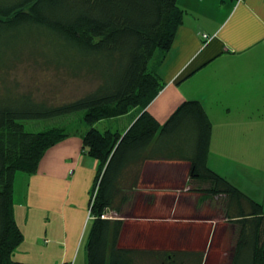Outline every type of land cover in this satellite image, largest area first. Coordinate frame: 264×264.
I'll return each mask as SVG.
<instances>
[{
    "label": "trees",
    "instance_id": "16d2710c",
    "mask_svg": "<svg viewBox=\"0 0 264 264\" xmlns=\"http://www.w3.org/2000/svg\"><path fill=\"white\" fill-rule=\"evenodd\" d=\"M184 18L178 0H0V264H28L13 259L24 241L14 214L16 175L36 174L47 151L73 134L99 162L88 264L205 263L204 252L124 248V222L103 218L121 209L152 159L189 161L191 177L226 197L236 229L230 264H264L263 205L208 167L212 122L203 105L186 101L164 125L147 109L163 88L159 69ZM22 64L89 85L51 103L11 77ZM135 110L124 135L97 127ZM79 113L76 130L33 133L22 123Z\"/></svg>",
    "mask_w": 264,
    "mask_h": 264
},
{
    "label": "crops",
    "instance_id": "0c3cea01",
    "mask_svg": "<svg viewBox=\"0 0 264 264\" xmlns=\"http://www.w3.org/2000/svg\"><path fill=\"white\" fill-rule=\"evenodd\" d=\"M178 5L184 23L159 69L163 88L147 109L164 125L183 103L199 101L212 122L208 167L264 208V0H178ZM137 115L135 110L107 120L113 123L106 129L124 135ZM98 168L73 134L47 151L36 174L21 176L26 188L14 214L24 241L15 261H28L23 251L31 236L24 227L33 218L49 226L37 236L49 242L35 252L41 263L47 255L55 257L54 264H76L85 245L87 264ZM191 168L185 160L144 163L121 209L106 215L124 222L120 246L204 252V264L212 256L221 257L220 264L227 253L232 257L236 229L226 197L211 192L208 180L191 177Z\"/></svg>",
    "mask_w": 264,
    "mask_h": 264
},
{
    "label": "rangeland",
    "instance_id": "374dc122",
    "mask_svg": "<svg viewBox=\"0 0 264 264\" xmlns=\"http://www.w3.org/2000/svg\"><path fill=\"white\" fill-rule=\"evenodd\" d=\"M35 66V65H34ZM32 65V67L29 64H22L18 67H15L11 70V77L19 83V86L23 90H32L34 91L35 95L39 98L47 99L51 103L61 102L65 101L69 98L75 97L79 94H82L88 87L89 82L86 81H72L70 79H63V80H57L54 75L47 74L39 69H35ZM82 113L69 115L66 117H59L54 119H44V120H24L22 123L25 125V128L28 132H41L46 129L54 128V127H65L66 131L70 130H76V125H71L70 123L74 120H77ZM107 122V120H105ZM98 123L99 129L104 132L107 128V126L111 127L112 123ZM84 130V128H83ZM24 175V173L20 172L17 175L16 180V186H15V207L19 205L20 199L24 196V191L26 188V183L21 179V176ZM19 210V218L21 215V209ZM21 221V219H20ZM44 220L43 219H33L31 218L26 227H24V232L26 235L31 236L29 240H27L28 244L25 245L24 249L28 255L24 257V260H28L26 263L28 264H54V258L48 257L47 255L43 256L44 261L42 263L40 262V258L36 255V250L39 248V244L41 245H48L49 242H42L39 240L38 232L39 230L44 233L46 226L44 227ZM43 222V223H42ZM56 225V224H55ZM42 226V228L40 227ZM24 234V233H23ZM47 239L50 238V235L46 236ZM33 249V251H32ZM85 245H83L80 257L78 258V261L76 264H84L85 261L82 262V257H84V251H85ZM83 254V256H82ZM87 255V261L88 264V249L86 250ZM221 258V257H220ZM220 258L219 257H211L209 259V264H220ZM225 259L222 261L223 264H229L231 262V254L230 252L224 255L222 259ZM14 260L15 257H13ZM20 262V261H19ZM61 264H65L64 262ZM71 264V262L66 263Z\"/></svg>",
    "mask_w": 264,
    "mask_h": 264
},
{
    "label": "built area",
    "instance_id": "2783aa9c",
    "mask_svg": "<svg viewBox=\"0 0 264 264\" xmlns=\"http://www.w3.org/2000/svg\"><path fill=\"white\" fill-rule=\"evenodd\" d=\"M205 38H209L207 35H205ZM90 216H91V214H90ZM103 218H106V216H103Z\"/></svg>",
    "mask_w": 264,
    "mask_h": 264
}]
</instances>
